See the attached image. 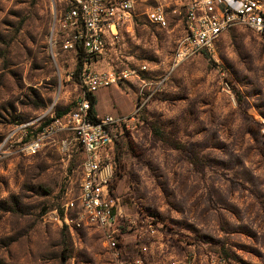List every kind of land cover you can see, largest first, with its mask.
Segmentation results:
<instances>
[{"label":"rangeland","instance_id":"1","mask_svg":"<svg viewBox=\"0 0 264 264\" xmlns=\"http://www.w3.org/2000/svg\"><path fill=\"white\" fill-rule=\"evenodd\" d=\"M183 1L136 0L135 16L92 63L145 66L93 93L97 115L133 114L111 146L118 249L140 264H264V36L233 26L211 51L180 54ZM63 3L0 0V143L11 133L9 151L34 136L41 120L32 121L69 111L80 93L65 81L74 56L48 45ZM154 7L164 27L143 14ZM5 153L0 264H116L99 229L62 220L80 181L71 135L52 134L33 155Z\"/></svg>","mask_w":264,"mask_h":264},{"label":"built area","instance_id":"2","mask_svg":"<svg viewBox=\"0 0 264 264\" xmlns=\"http://www.w3.org/2000/svg\"><path fill=\"white\" fill-rule=\"evenodd\" d=\"M63 7L56 16L53 12L48 45L70 53L81 59V66L66 73L65 81L80 87V93L69 111L58 117H50L34 136L18 143L15 149L9 146L11 133L0 143L9 152L27 155L37 153L43 142L52 134L67 132L78 145L82 158L80 181L76 196L63 205L62 220L71 229L96 227L103 235L116 264H140L139 258H122L118 243L122 240L119 220L121 218L118 199L114 195V171L111 150L114 138L128 128L127 122L133 114L112 117L90 112L89 95L101 87L117 85L130 77H138L144 65L132 69L114 71L96 69L93 62L102 57L109 39L117 38L118 31L135 16L136 0H63ZM181 23L184 36L180 41V54L190 55L200 51H211L220 33L233 26H243L264 36V7L259 0H184L180 4ZM146 19L154 25L164 27L166 19L159 7L143 11ZM76 64V63H75ZM43 121L38 117L35 121ZM65 145V141H62ZM4 153V151H3ZM71 212V213H70ZM145 237L140 238L138 249H147L143 239L150 238L153 229L147 225Z\"/></svg>","mask_w":264,"mask_h":264},{"label":"trees","instance_id":"3","mask_svg":"<svg viewBox=\"0 0 264 264\" xmlns=\"http://www.w3.org/2000/svg\"><path fill=\"white\" fill-rule=\"evenodd\" d=\"M80 66H81V59L77 58L76 64H75V67H74V74L79 70ZM88 98H89V103H90V112L94 115V114H96L94 109H93V105L95 103L94 97L92 95H89ZM67 111H68V109L66 111H64V110L57 111L56 113H54V117L61 116L62 114L66 113ZM49 120L50 119H46V120H43L42 122H40L36 130L38 131Z\"/></svg>","mask_w":264,"mask_h":264}]
</instances>
